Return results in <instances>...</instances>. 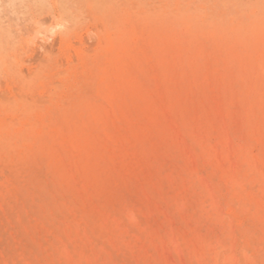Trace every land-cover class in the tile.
I'll list each match as a JSON object with an SVG mask.
<instances>
[{
  "label": "rangeland",
  "instance_id": "1",
  "mask_svg": "<svg viewBox=\"0 0 264 264\" xmlns=\"http://www.w3.org/2000/svg\"><path fill=\"white\" fill-rule=\"evenodd\" d=\"M123 263L264 264V0H0V264Z\"/></svg>",
  "mask_w": 264,
  "mask_h": 264
},
{
  "label": "bare ground",
  "instance_id": "2",
  "mask_svg": "<svg viewBox=\"0 0 264 264\" xmlns=\"http://www.w3.org/2000/svg\"><path fill=\"white\" fill-rule=\"evenodd\" d=\"M53 29H54V26H51L50 29H49V33H50V34L53 33ZM183 29H184V28H183ZM39 34L41 35V38L44 39L45 34H43V33H41V32H40ZM47 39H48V37H47ZM227 136H228V135H227ZM187 152H189V151H187ZM217 157H218V156H217ZM206 174H207V173H206ZM94 207H95V206H94ZM105 215H106V214H105ZM82 229H83V228H82ZM129 230H130V229H129ZM103 235H104V234H103ZM104 236H105V235H104ZM139 236H140V235H139ZM142 237H143V236H142ZM102 242H103V241H102ZM96 243H97V242H96ZM102 246H103V245H102ZM105 249H106V248H105ZM117 255H118V254H117ZM118 257H119V256H118ZM123 264H124V263H123Z\"/></svg>",
  "mask_w": 264,
  "mask_h": 264
}]
</instances>
